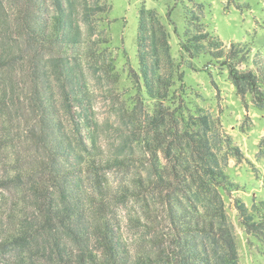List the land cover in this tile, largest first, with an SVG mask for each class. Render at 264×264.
Listing matches in <instances>:
<instances>
[{"label":"trees","instance_id":"trees-1","mask_svg":"<svg viewBox=\"0 0 264 264\" xmlns=\"http://www.w3.org/2000/svg\"><path fill=\"white\" fill-rule=\"evenodd\" d=\"M104 9L0 0V263L241 264L226 197L241 190L230 161L245 155L217 118L185 102L168 28L144 5L135 97L104 136L89 80L95 68L115 74L101 48L111 42L95 38ZM188 14L200 31L188 28L181 49L221 62L236 93L264 111V59H251L248 43L228 48ZM235 207L264 256V199Z\"/></svg>","mask_w":264,"mask_h":264},{"label":"rangeland","instance_id":"rangeland-1","mask_svg":"<svg viewBox=\"0 0 264 264\" xmlns=\"http://www.w3.org/2000/svg\"><path fill=\"white\" fill-rule=\"evenodd\" d=\"M100 5L105 9L96 17L95 38L111 42L101 48L103 58L113 65L115 74L107 79L95 68L96 73L91 72L89 80L94 91L95 118L104 136H107L104 124L121 126L117 110L122 106L127 109L135 97L129 70L139 69L137 34L139 11L144 5L155 10L168 28L173 59L182 66L185 77L182 93L185 102L191 109L200 106L217 118L245 155L246 160L241 164L235 159L230 161L228 173L241 190L226 197V205L235 227L240 263L264 264L261 246L246 234L235 207V198L249 208L255 201L264 199V160L258 158L264 138V111L254 108L251 96L242 98L236 93L221 62H215L210 56L192 60L180 47L181 41L189 43L188 28L190 34L200 31L193 20L187 24L188 9L190 18L203 17L201 30L220 37L228 48L233 42L248 43L252 47L251 59H264V0H238L235 4L229 0H100ZM110 133L115 140V132Z\"/></svg>","mask_w":264,"mask_h":264}]
</instances>
